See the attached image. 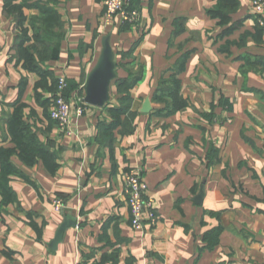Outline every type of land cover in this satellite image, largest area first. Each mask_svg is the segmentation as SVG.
<instances>
[{
  "label": "crops",
  "instance_id": "obj_1",
  "mask_svg": "<svg viewBox=\"0 0 264 264\" xmlns=\"http://www.w3.org/2000/svg\"><path fill=\"white\" fill-rule=\"evenodd\" d=\"M253 1L135 0L136 25H106L105 0H0V151L15 148L20 109L58 158L55 170L10 158L21 175L8 177L14 201L0 194V264H264V31ZM107 35L117 78L100 108L85 85ZM63 76L69 102L85 107L72 137L50 115ZM125 95L134 118L112 127ZM131 169L154 200L153 228L132 227Z\"/></svg>",
  "mask_w": 264,
  "mask_h": 264
},
{
  "label": "built area",
  "instance_id": "obj_2",
  "mask_svg": "<svg viewBox=\"0 0 264 264\" xmlns=\"http://www.w3.org/2000/svg\"><path fill=\"white\" fill-rule=\"evenodd\" d=\"M104 6L106 25H111L116 18H119L122 24L136 25L141 17V12L134 5V0H105ZM252 12L258 17L259 26L264 31V0H254ZM67 88V78L65 76L60 77L50 115L57 125L65 130L69 137H72V120L75 117H82L85 113V107L69 102L65 93ZM124 182V190L132 217V227L136 230H141L146 225L155 227L159 222V217L155 211L154 200L146 198L147 184L141 171L138 169L129 170L124 177ZM62 207L61 200L54 202L56 211L62 210Z\"/></svg>",
  "mask_w": 264,
  "mask_h": 264
},
{
  "label": "trees",
  "instance_id": "obj_3",
  "mask_svg": "<svg viewBox=\"0 0 264 264\" xmlns=\"http://www.w3.org/2000/svg\"><path fill=\"white\" fill-rule=\"evenodd\" d=\"M134 5L136 8L135 0ZM183 71L182 67L176 66L173 70L171 85L168 87L169 93L173 98V106L174 109H177L181 103L180 99V80L177 76ZM167 85L166 81H163L162 85ZM68 88L65 93H67ZM58 91V82L56 86V92ZM160 92V90H159ZM67 98V97H66ZM121 105L112 110L114 113V120L112 123V127H117L119 125L124 126L125 129H128V121L123 122L121 116H127L129 119L134 118V114L131 112V101L128 98V95H125L121 99ZM53 106V105H52ZM52 109V108H51ZM10 125L12 128L13 142L15 144L14 149H1L0 151V159H1V172H0V194H2L3 198L7 196L8 200H15V195L13 190L7 184L8 177L12 175L20 174V170L10 162V158L18 153L20 159L24 162L27 167L33 166L39 159H42L46 163V167L49 170H55L58 166L57 164V155L51 153L49 149L42 146V144L38 141L36 134H34L32 127L23 120V114L20 109H16L13 117L10 120ZM13 194V197L10 198V195ZM221 230L219 228H215L212 231L206 233L204 240L208 243V247L211 249L218 244V239L220 236ZM109 263L105 261L102 264ZM111 264V263H110Z\"/></svg>",
  "mask_w": 264,
  "mask_h": 264
},
{
  "label": "water",
  "instance_id": "obj_4",
  "mask_svg": "<svg viewBox=\"0 0 264 264\" xmlns=\"http://www.w3.org/2000/svg\"><path fill=\"white\" fill-rule=\"evenodd\" d=\"M102 50L97 64L93 68L85 85V102L95 107H104L111 100L110 86L117 78L115 52L111 45V35H107L102 42ZM151 110L149 102L145 103L144 111ZM68 226L64 225L58 232L53 243L56 247L63 239Z\"/></svg>",
  "mask_w": 264,
  "mask_h": 264
}]
</instances>
